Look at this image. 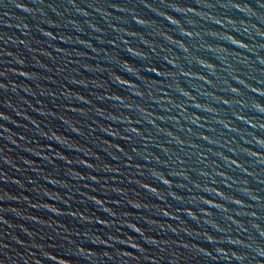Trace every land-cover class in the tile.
Segmentation results:
<instances>
[{"label":"water","instance_id":"obj_1","mask_svg":"<svg viewBox=\"0 0 264 264\" xmlns=\"http://www.w3.org/2000/svg\"><path fill=\"white\" fill-rule=\"evenodd\" d=\"M0 264H264V0H0Z\"/></svg>","mask_w":264,"mask_h":264}]
</instances>
